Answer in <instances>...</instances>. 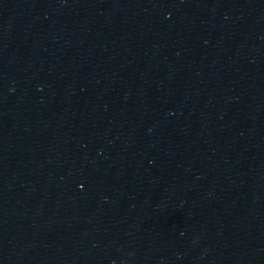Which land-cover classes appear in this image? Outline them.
Masks as SVG:
<instances>
[{"label": "water", "instance_id": "1", "mask_svg": "<svg viewBox=\"0 0 264 264\" xmlns=\"http://www.w3.org/2000/svg\"><path fill=\"white\" fill-rule=\"evenodd\" d=\"M0 264H264V0H0Z\"/></svg>", "mask_w": 264, "mask_h": 264}]
</instances>
